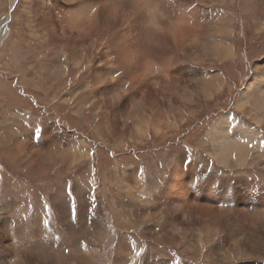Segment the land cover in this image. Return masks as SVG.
<instances>
[{
    "label": "rangeland",
    "instance_id": "obj_1",
    "mask_svg": "<svg viewBox=\"0 0 264 264\" xmlns=\"http://www.w3.org/2000/svg\"><path fill=\"white\" fill-rule=\"evenodd\" d=\"M31 1L0 0V25L10 17L7 34L0 47V86H3V90H0V143L7 136H14L24 143L32 135L36 138L34 143L37 146L43 139L55 141L56 144L62 141L63 144L71 136L85 146L87 156L75 161L65 156L44 169L42 174L34 175L33 170L29 173L21 168L12 169L0 144V205L6 196L4 188L9 181L13 185L11 190L18 192L12 195L16 204L27 202L32 205L39 201L37 206L42 214L38 212L39 223L46 221L48 226L55 227L57 217L51 201L63 188L64 197L69 200L67 208L71 209L74 217L70 220L78 224V210L82 209V205L75 201L77 196L73 191L78 181L83 182L88 178L91 188L82 189L80 196L89 197L92 189H95L106 220L105 233L93 247L96 258L88 264H110L113 248L122 235L138 243L140 249L134 259L136 261L148 255H157L171 264H226L218 260L211 262L206 258L210 257L215 240L208 245L201 239L203 251L182 253L181 247L175 249L158 239L157 230L163 218L152 217L141 222L131 217L130 213L144 200L149 201L150 195L159 192L166 179L165 169L181 155L189 158L188 166L203 167L222 177L234 175L253 181L251 184L255 185L260 179L264 184V147L249 151L242 167L234 159L226 166L212 157L219 149L213 132L217 122L227 114L231 116L232 121H229L234 128L257 130L264 137V117L252 111L249 104L242 110L237 109L240 93L246 84L254 75L263 72L260 65L264 61V31L254 40L243 32V19L252 5L244 0L225 2L219 11H224L223 16L233 29V37L227 41L232 55L223 60L203 55L200 61L183 56L182 26L179 22L183 0H139L141 3L138 0H85L84 8L79 2V12L82 10L81 13L85 11L90 14L101 27L93 32L83 31V37L72 30L76 26L71 24L69 18L66 19L67 11L62 12V8L52 2L57 8L50 13V18L44 20L52 21L53 28L55 25L62 28L69 40L57 43L48 50L46 41L37 34L39 29L34 23V14L27 8ZM187 2L183 12L190 21L189 30L193 32L198 20L191 9L198 5L193 0ZM201 3L205 7L212 5L209 0ZM257 19L264 27V14H258ZM102 26H105V31ZM98 68L103 69L102 76L106 82L118 85L100 89L96 82H89ZM55 71L57 73H53ZM111 72L112 77L109 75ZM114 72L120 75L115 76ZM202 72L215 78L216 90L201 98L187 115H177L171 110L166 117L156 102L163 94L158 89L146 87L153 88L151 84L161 83L170 88L173 82L190 86L201 78ZM121 82H126L125 88H118ZM174 90L171 88L165 93L172 92L170 94L176 98ZM132 98L136 99L133 103L130 102ZM95 104H99L98 109ZM128 105L131 110L126 115ZM137 105H141V109L137 110ZM145 119L149 123L143 122ZM111 120L115 122L110 124ZM123 122L127 123L124 127L121 126ZM138 128L144 130L141 140L133 137L134 134L141 135L135 131ZM131 167L137 169L141 184L133 186L134 190L130 193L128 188H120L124 185L125 170ZM137 191L139 199L132 197ZM235 191L231 195H235ZM59 198L64 199L63 196ZM34 210L23 209V212L30 218ZM84 210L88 211L86 208ZM2 218L8 220V215L0 213V220ZM10 218L12 221L20 220L16 216ZM152 225L155 235L147 234L145 230ZM31 230L23 221L15 233L6 230L7 240L0 230V253L10 260L6 250L9 244H15L18 249L34 251L27 248ZM214 235L216 239L220 237L218 233ZM36 237L35 232L32 239ZM68 261L69 264H80L75 258Z\"/></svg>",
    "mask_w": 264,
    "mask_h": 264
},
{
    "label": "bare ground",
    "instance_id": "obj_2",
    "mask_svg": "<svg viewBox=\"0 0 264 264\" xmlns=\"http://www.w3.org/2000/svg\"><path fill=\"white\" fill-rule=\"evenodd\" d=\"M187 1H182L179 18L182 26L183 56L200 61L203 55H208V58L215 60L230 58L232 51L228 47L227 41L228 38L233 37V29L230 28L231 23L226 22L223 16L224 11L222 13L219 11L224 7L227 0H209L212 5L207 7L201 5V1L204 0H193L198 5L194 10L191 9V11H195V17L198 20L193 32L189 30L190 21L187 19L186 13L183 12L188 5ZM244 1L248 2V5H252V8L249 9L248 15L243 19V32L245 36L254 40L261 36L264 31V27L257 19L258 14H264V0ZM52 2L55 6L62 8V12L67 11L66 19L69 18L71 24L76 26L72 30L78 36L83 31L93 32L100 27L90 14L85 13V11L81 13L82 10L79 12L78 3L80 2V6L84 8L85 0H32L27 8L34 14V23L39 29L37 34H39L40 39L46 41V50L54 47L57 43L69 40L67 33H65L66 36L62 28L57 25L53 28L52 21L44 20L50 18V13L57 8L52 5ZM9 18L8 16L4 19L0 25V47L7 34ZM35 25L34 27H36ZM102 27V30L105 31V26ZM85 40H87L86 37ZM57 56L60 58L59 55ZM76 57L78 58L79 55ZM260 67L263 72L254 75L240 93L237 109L242 110L249 104L252 111L258 113L260 117H264V61ZM58 68L61 69L62 67ZM99 74L100 68L95 71L90 82H96L100 79L101 75L98 76ZM110 77H112V72ZM200 77L190 86H186L187 83L181 86L177 82H173V86L170 88H166L161 83L151 84L153 88L146 87L152 90L158 89L163 94L161 99H157L156 102L166 117L169 116L171 110L175 111L177 115H187L199 104L201 98H206L213 89L216 90L213 76L207 72H202ZM125 85L126 82H123L118 88H125ZM171 88L175 89L176 98L170 94L172 92L165 93ZM111 95L113 96V94ZM135 100L132 98L130 102L133 103ZM154 102L152 103L154 104ZM172 102H174L173 105ZM98 105L96 104V109L99 108ZM139 109H141V105H137V110ZM130 110V105H128L126 115L130 113ZM229 120L232 121V118L227 114L217 122L213 137L219 149L212 157L221 165L226 166L231 159H234L238 166L242 167L245 165L249 151L257 147H264V137L257 130L245 127L234 128L233 125H230ZM112 122L115 121L111 120L110 124ZM126 122H123L121 126L124 127ZM143 122L149 123L147 119ZM135 131L140 132L141 135L134 134L133 137L141 140L144 130L138 128ZM26 136L24 135V137ZM29 137H27L28 140L25 138L26 141L22 143L14 136H7L0 143L3 148V155L11 164L12 169L21 168L29 173L33 170L35 171L34 175H40L44 169L50 168L52 164L54 165L65 156H70L73 161L87 156L85 146L73 140L71 136L63 144L62 141L56 140L59 142L56 144L55 141L43 139L44 143L41 142L39 146L34 143L35 137L32 135ZM21 147L24 148L21 150ZM189 162L190 160L186 155L178 156L174 163L167 170L165 169L164 186L159 189V192L150 195L149 201L144 200L140 206H137L136 210L132 212L133 215L130 213V216L136 217L141 222L152 217L163 218V223L157 230L158 239L175 249L181 247L182 253L185 251L191 253L203 251V247H200L201 239L205 240L204 243L208 245L212 243V240H215L210 257H206L208 261L218 260L220 263L226 264H264V184L262 180H258L257 185L260 183V186H257L251 184L253 181H247L234 175L222 177L208 172L203 167L188 166ZM125 175L124 185L120 190L128 188L131 193L132 189L134 190L133 186L137 187L141 184L137 169L127 168ZM10 183L8 181L4 188L6 196L0 205V213L8 215V220L7 218L0 220L2 236L7 240L6 230L10 229L13 230L12 233H15L24 221L27 228L29 227L37 233V237L32 239L35 232L31 230V238L27 242V248L34 250L31 252L22 248L18 249L15 244H9L6 250L10 260H7L6 255L0 253V264H69L68 260L74 258L80 264H88L96 258L97 254L93 253V247L95 248L105 233L106 220L95 189H92L89 197L80 196L82 189L91 188L88 178L83 179V182L78 181L73 191L77 196L75 201L82 205V209L78 210L80 216L79 223L76 221L78 224H74L70 220L73 213L71 209L67 208L69 200L64 197L66 195L65 190L62 188L59 193L52 197L51 207L57 217L55 227L48 226L45 221L39 223V214L42 216L39 212L41 208L37 206L39 201L32 205L27 202H22V205L16 204L11 197L15 190H11L13 185L11 186ZM234 189L236 190L235 195H231ZM138 192L132 197L139 199ZM60 196H63L64 199H60ZM32 208H35L34 215L30 218L29 216L26 217L23 209L27 211V209ZM85 208L88 211H85ZM15 216L20 217L18 222L15 219L16 222L12 221L10 218ZM152 226L145 230L147 234L155 235L154 225ZM245 228L247 229L245 230ZM214 233L220 234V237L216 239ZM2 236L0 231V240ZM71 245L72 247L69 248ZM3 247L6 248V246ZM139 249L135 240L123 235L120 236L113 248V258L110 264H171L169 260L158 258L157 255H148L147 258L143 257L136 261L134 259L138 256Z\"/></svg>",
    "mask_w": 264,
    "mask_h": 264
},
{
    "label": "snow or ice",
    "instance_id": "obj_3",
    "mask_svg": "<svg viewBox=\"0 0 264 264\" xmlns=\"http://www.w3.org/2000/svg\"><path fill=\"white\" fill-rule=\"evenodd\" d=\"M100 73H101V78L98 79V80L96 81V83H97V87H99L100 89H105L106 86H110V85H118V84H115V83L109 84L108 82H106V80H105L104 77L102 76L103 69H100ZM109 75H111V74L109 73ZM119 75H120L119 72H116V73H115V76H119ZM121 83H122V82H121ZM119 87H120V85H119ZM107 90L110 91L111 89H107ZM45 207H47V205H45ZM45 223H47V222L45 221Z\"/></svg>",
    "mask_w": 264,
    "mask_h": 264
},
{
    "label": "crops",
    "instance_id": "obj_4",
    "mask_svg": "<svg viewBox=\"0 0 264 264\" xmlns=\"http://www.w3.org/2000/svg\"><path fill=\"white\" fill-rule=\"evenodd\" d=\"M71 67H74V65H72ZM57 71H55V72H53V73H56ZM89 82H90V80H89ZM0 90H3V86H0ZM88 101H90V100H88ZM95 106H96V104H95ZM16 193V194H15ZM15 193L14 192H12V194L11 195H13V194H15V195H17L18 194V192H16L15 191ZM10 195V196H11ZM12 197V196H11ZM12 198H14V197H12Z\"/></svg>",
    "mask_w": 264,
    "mask_h": 264
},
{
    "label": "water",
    "instance_id": "obj_5",
    "mask_svg": "<svg viewBox=\"0 0 264 264\" xmlns=\"http://www.w3.org/2000/svg\"><path fill=\"white\" fill-rule=\"evenodd\" d=\"M15 6V4L13 5V7Z\"/></svg>",
    "mask_w": 264,
    "mask_h": 264
}]
</instances>
